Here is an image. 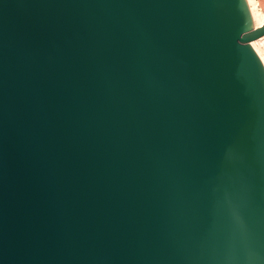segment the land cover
I'll list each match as a JSON object with an SVG mask.
<instances>
[{
  "label": "water",
  "instance_id": "95a60500",
  "mask_svg": "<svg viewBox=\"0 0 264 264\" xmlns=\"http://www.w3.org/2000/svg\"><path fill=\"white\" fill-rule=\"evenodd\" d=\"M247 0H0V264H264V62Z\"/></svg>",
  "mask_w": 264,
  "mask_h": 264
},
{
  "label": "bare ground",
  "instance_id": "6f19581e",
  "mask_svg": "<svg viewBox=\"0 0 264 264\" xmlns=\"http://www.w3.org/2000/svg\"><path fill=\"white\" fill-rule=\"evenodd\" d=\"M247 1L250 7L251 19H252L254 28H259L263 26L264 25V12L260 9V7H258V4L256 3L255 0H247ZM262 41H264V38L254 42L253 45L258 51V53L260 54V56L262 57V60L264 62V56L262 55L260 51L261 50L260 47H258V44Z\"/></svg>",
  "mask_w": 264,
  "mask_h": 264
},
{
  "label": "rangeland",
  "instance_id": "374dc122",
  "mask_svg": "<svg viewBox=\"0 0 264 264\" xmlns=\"http://www.w3.org/2000/svg\"><path fill=\"white\" fill-rule=\"evenodd\" d=\"M256 3L258 4V7H260V9L264 12V0H255ZM258 47H260V51L262 53V55L264 56V41L260 42L258 44Z\"/></svg>",
  "mask_w": 264,
  "mask_h": 264
}]
</instances>
